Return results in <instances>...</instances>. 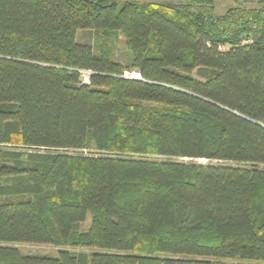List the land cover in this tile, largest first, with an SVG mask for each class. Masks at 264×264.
Wrapping results in <instances>:
<instances>
[{
	"label": "trees",
	"instance_id": "1",
	"mask_svg": "<svg viewBox=\"0 0 264 264\" xmlns=\"http://www.w3.org/2000/svg\"><path fill=\"white\" fill-rule=\"evenodd\" d=\"M218 1L0 0V264H264V0Z\"/></svg>",
	"mask_w": 264,
	"mask_h": 264
},
{
	"label": "rangeland",
	"instance_id": "2",
	"mask_svg": "<svg viewBox=\"0 0 264 264\" xmlns=\"http://www.w3.org/2000/svg\"><path fill=\"white\" fill-rule=\"evenodd\" d=\"M152 2H164V0H149ZM175 4H180L182 1H172ZM236 6H244V7H256V3L251 2H244L240 0H219L216 4V14L218 16L224 15L230 8L236 7ZM78 41L81 43H90L93 44V36L89 32H79L78 33ZM227 49V48H225ZM223 49V50H225ZM115 60L122 65L126 66L127 64V52H126V40L123 37H120V39L117 42L116 46V52H115ZM137 73H127L126 77L137 79L139 76H137ZM198 78V77H196ZM83 80L85 82H88L89 76L88 73H83ZM70 154H79L77 152H70ZM84 154L89 155L90 153L88 151L84 152ZM96 155V153H93ZM133 158L140 159L138 156H133ZM144 159L152 160V161H166L165 158H159V157H144ZM173 161L176 162H185L188 164H203V165H225V166H233V167H242L244 165L241 164H235V163H218V162H209L205 160H189V159H173ZM264 169V166L261 167ZM91 224V218L88 219V221L81 226L83 231H86L89 229ZM12 247L18 249L22 254L24 255H35V256H57L60 252H70V253H86L89 255L100 253L101 250L99 249H93V248H68V247H55L50 245H35V244H13ZM226 264H232L231 261H225Z\"/></svg>",
	"mask_w": 264,
	"mask_h": 264
},
{
	"label": "water",
	"instance_id": "3",
	"mask_svg": "<svg viewBox=\"0 0 264 264\" xmlns=\"http://www.w3.org/2000/svg\"><path fill=\"white\" fill-rule=\"evenodd\" d=\"M138 76H139V75H138ZM137 79H139V80H140V79H141V78H140V76H139V78H137Z\"/></svg>",
	"mask_w": 264,
	"mask_h": 264
}]
</instances>
